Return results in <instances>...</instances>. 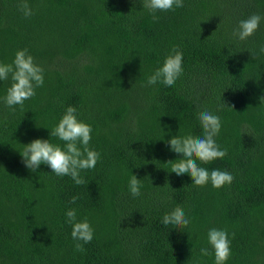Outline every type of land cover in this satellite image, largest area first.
<instances>
[{"label":"trees","instance_id":"16d2710c","mask_svg":"<svg viewBox=\"0 0 264 264\" xmlns=\"http://www.w3.org/2000/svg\"><path fill=\"white\" fill-rule=\"evenodd\" d=\"M18 3L0 0V62L27 49L44 84L13 111L2 99L11 74L0 80V264H214L200 252L212 253L211 228L228 232L226 264H264V19L246 40L232 35L240 20L264 17V0H183L156 21L143 0H28L29 18ZM174 46L183 74L171 87L148 86ZM68 106L100 153L80 172L82 185L46 164L31 171L19 154L34 139L63 148L50 132ZM204 110L220 117L215 139L227 155L197 164L232 174L220 188L195 186L167 163L183 158L171 137L203 135ZM177 206L187 227L162 223ZM70 208L94 229L83 252L66 222Z\"/></svg>","mask_w":264,"mask_h":264},{"label":"clouds","instance_id":"9594fccd","mask_svg":"<svg viewBox=\"0 0 264 264\" xmlns=\"http://www.w3.org/2000/svg\"><path fill=\"white\" fill-rule=\"evenodd\" d=\"M183 6V0H143V7L148 10L153 21L158 19L156 16L158 11L166 12ZM17 7L25 18L34 15L28 0H19ZM262 19L264 17L254 13L240 20L233 29V37L240 41L246 40L254 35ZM260 52L264 53V45L260 47ZM252 57L255 58L254 55ZM182 64L183 53L174 46L164 58L162 65L147 78V85L151 86L159 82L167 87L173 86L183 74ZM9 74H11V84L2 99L3 103L14 111V106L22 107L26 100L36 95V88L43 86L44 69L35 62L27 49H20L16 51L11 63L0 62V80H8ZM261 102H264V97H261ZM197 119L203 130L202 136H193L189 133L183 136L175 135L167 141L171 151L183 154L182 159L167 162L172 163L171 172L177 176L189 175L195 186L203 187L210 183L212 187L220 188L230 185L234 179L231 173L218 169L209 172L208 169L197 164V160L207 164L227 155V150L221 149L215 139L221 130L220 117L204 110L198 114ZM91 133V126L78 119L77 109L68 106L50 132L51 136L65 142L63 148L58 144H52L49 140L34 139L28 144H23L19 154L25 167L31 171H36L41 164H46L55 175L70 176L76 185H82L85 181L80 176V172L94 169L100 159V153L89 147ZM128 187L133 197L141 195L142 185L135 175L130 176ZM76 199L77 197H73L70 203H75ZM65 215L66 222L71 225V237L77 241L74 247L77 251L83 252V245L93 239L94 229L87 218H77L76 209H68ZM162 223L181 228L187 227L191 220L185 215L184 209L177 206L164 214ZM207 240L212 253L207 248H201V255L214 254V264H226L231 255L227 230L211 228L207 233Z\"/></svg>","mask_w":264,"mask_h":264}]
</instances>
